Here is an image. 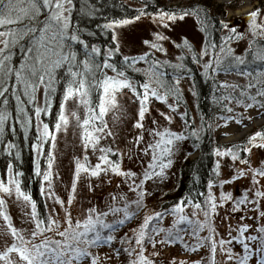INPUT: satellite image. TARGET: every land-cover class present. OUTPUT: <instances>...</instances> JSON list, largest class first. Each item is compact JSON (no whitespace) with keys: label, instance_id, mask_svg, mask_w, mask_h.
<instances>
[{"label":"snow or ice","instance_id":"1","mask_svg":"<svg viewBox=\"0 0 264 264\" xmlns=\"http://www.w3.org/2000/svg\"><path fill=\"white\" fill-rule=\"evenodd\" d=\"M75 5L73 0H0V100L3 104L0 106V136L5 132L6 122L11 116L8 110L9 99L11 94L16 100L17 119H22V127H27L31 124V116L26 107V103L34 105V115L36 119V143L32 144V148L39 154L44 149L45 143H51L52 148L55 147L57 133L61 130L66 131L70 118L75 119L77 126L81 129L80 138L82 141L85 154L83 160L76 158L75 171L71 183V192L67 195V204L70 206L74 199V193L77 187V180L82 172L90 173L91 176H99L101 173H107L109 170L118 175L126 177H135L134 172L124 171L121 169L119 161L110 159V154L113 152L111 147L99 146V142L104 135H112L108 129L106 122V114L118 107V96L124 90L131 91L139 99L138 119L135 126L143 129L142 121L145 113L148 111L147 103L149 97H155L157 100L167 102L168 97H175L177 100L181 98L179 89V80L176 79L171 85H166L162 79L163 73L159 70L161 64L168 63L167 61L157 60L152 50L166 52L159 41L164 37L160 33H155V41L145 39L143 43L149 45V51L136 56H123L124 66L118 68L115 63L110 62V57L119 52V42L113 48H108L103 53V60L98 62L96 57L101 54V49L96 45H89L84 41L78 29L72 23V12ZM148 4H144L137 9L138 15L131 19H112L103 25L105 29H112V39L117 40L116 27L131 23L132 20H138L141 16L150 15L153 20H159L160 23L168 26V22L177 19L183 20L185 16L195 15L202 26V30L207 31L209 17L202 13L199 8L181 9L177 11L159 10L149 14L146 12ZM260 15V9H255L247 14L249 18V30L252 34V39L249 40V47L245 50L246 54L250 53L252 59L248 60L246 55H235L233 48L229 47L227 42L232 39H240L242 33L237 32L235 27L229 30V35L222 37V44L219 50L216 51L214 43L209 44L206 40L204 48L199 55H205L208 49L211 48L213 59H209L204 63V75L207 77L210 73L223 71L225 73L235 71L238 75L249 77L250 79L244 85L228 84L222 82L223 87L237 89L240 88L238 96L229 95L220 97L219 100L227 99L235 100L236 105H242L245 109L253 107V105L264 110V44H257V37H264V21L258 22L257 17ZM221 27L229 29V24L220 21ZM256 45L253 47V45ZM82 46L84 51L80 52L78 47ZM177 47L192 49V45L187 38H184L182 44ZM17 49L20 52L18 63L14 62L13 57L16 55ZM183 55V54H182ZM192 59L197 60V53L192 51ZM152 57L149 60V57ZM82 57V58H81ZM145 61L146 68H135L137 72H143L145 80L141 82H133L124 71V67L134 68L137 61ZM259 62V64H257ZM215 65V66H213ZM175 68H184L183 63L173 65ZM111 69L113 75H108L104 69ZM251 68V70H250ZM63 84L62 95L59 102L58 111L55 113L54 122L50 127L49 123L41 120V114L48 115L52 109V98L57 93V85ZM155 85V87H153ZM43 87L44 91V106H35L36 93L39 88ZM164 88V92L159 89ZM256 88L255 94H252L250 89ZM142 90V91H141ZM27 97V102L22 99ZM95 97V98H94ZM259 97L260 99H257ZM70 99L75 100L78 105L83 106L84 115L81 119L78 111H69L66 108V102ZM216 100V97H213ZM170 109H175L178 105L168 104ZM228 113L233 112V109L227 104L224 105ZM181 117L187 122V113H180ZM259 115H264V111ZM166 119L171 121V116H166ZM224 124L228 121L236 119L232 115L219 117ZM251 120V117H248ZM237 123L242 120L236 119ZM155 124L156 122L153 121ZM210 127V125H209ZM219 127V125H217ZM107 130V131H106ZM197 129L193 128L190 135L197 136ZM151 133L158 139L153 143H149L145 152L152 149V159L149 162L148 169L143 173V179L140 185L145 180L152 176L163 174V169L172 164L171 155L174 150V142L184 139L182 132L172 131L165 127L162 130L153 128ZM142 139L141 136L134 138L136 143ZM253 146L264 148V130H257L252 133L243 143L242 151L250 153ZM15 147L9 141V148ZM241 147L231 146L223 151L219 148L215 149L219 156L230 155L233 160L239 158ZM91 148L93 152L99 150L101 153L98 157V162L92 165L88 161L87 150ZM235 149V150H234ZM7 151V149H6ZM17 152L16 156L19 157ZM54 155L51 150L47 152V169L42 173L43 181L48 182V187H51L52 182V165ZM247 162V158L245 161ZM264 163V162H262ZM103 165V167H102ZM159 168L157 173L155 169ZM218 170V169H217ZM8 178L7 181L0 178V193L8 194L9 196L15 193L18 199H22L26 204L30 205V218L34 223L33 230L28 238L22 234V230L16 228L11 220L10 215L6 212L4 205L5 199L0 196V216H3L7 223V230L12 237V243L9 244L3 251H0V261L3 264H98L99 256L93 252V249L101 245H110L115 239L113 233L124 225L126 221L135 215V212L129 210V203L135 204L137 209H146L143 204L144 191L139 193V198L135 201H130L124 204L123 209L119 207H109L107 211H98L94 206L86 209V214L83 219L73 218L70 208L65 209L63 227L61 221L55 219L51 213L46 216H41L37 211L36 201L32 198L30 192L25 191L21 187L20 172L13 174L12 163H8ZM35 171L37 175L41 174L39 161L36 163ZM239 176H244L243 169L237 170ZM252 179L257 182V176L264 177V168H253ZM233 176L232 179H236ZM135 187V180L132 181ZM209 192L206 196L203 205L197 201L193 204L192 200H188L189 204H193V216H196V210H201L205 219L192 220L183 214L184 208L187 206L184 203V198L180 202L173 205L171 214L177 216L178 219L173 221V224L167 229L158 226L156 223L163 219L164 215L168 214L169 210L163 212L156 211L151 214H145L142 222L138 225V230L134 229L136 245L140 247L139 252L134 249L124 248L123 251L128 252L130 258L128 264H156L144 254L145 243H151L153 247L157 242L172 244L176 241H182L181 231L178 228L181 222H186L192 226V235L199 236V232L204 229L205 224H208L209 235L200 237L199 242L195 247L202 246L203 241H211V252L214 255L217 243L223 246L230 241H216L211 233L214 231L210 223L211 214L217 211V200L211 192L212 181L209 182ZM221 183H224L223 181ZM44 191V184L41 183V192ZM255 196H264V192L256 191ZM232 199L231 193L221 192L219 203L223 204L225 200ZM57 200L61 205L64 200ZM115 200V197H113ZM247 200V190L244 195L238 197L234 201V208H239L240 204ZM123 211V216L107 222L105 217L109 213H120ZM243 219V217H241ZM250 226L241 224L238 229V235L232 237L243 246V254H235L231 248L224 249L229 255L226 259L232 260L236 258V264H248L250 257L256 254L257 264H264V236L249 235L243 236V233ZM107 230V233L105 232ZM258 231L264 234V226L258 227ZM165 232L166 235L162 241L155 239L156 234ZM46 233H54V235H46ZM127 234H125L126 237ZM59 237V238H56ZM125 237L121 240L127 243ZM259 240L260 244L257 248L252 249L247 241ZM187 247V245H185ZM195 250V249H192ZM16 254V259L11 257V254ZM157 253H153L156 255ZM119 255V250H117ZM170 264H176L175 258ZM179 264H185L180 261ZM200 264V262H194Z\"/></svg>","mask_w":264,"mask_h":264},{"label":"rangeland","instance_id":"2","mask_svg":"<svg viewBox=\"0 0 264 264\" xmlns=\"http://www.w3.org/2000/svg\"><path fill=\"white\" fill-rule=\"evenodd\" d=\"M191 1L192 0H181L182 3L179 1L168 2L166 3V10H176L177 5H179L180 8L185 6L186 9L189 10L199 8L203 13L204 10L202 6L189 3ZM126 2L136 10L145 4L140 0H126ZM217 4L228 7L224 22L229 24V29L223 28L220 31V42L219 45L216 46V51L219 50V47L223 42L222 37L229 35V30L232 27H235L237 32H240L243 35L240 39H232L227 42L228 46L233 48L235 55H246L247 59H252L250 53L246 54L245 52L249 47V40L252 39L247 14L255 9H260V15H258L257 20L258 22L264 21V0H217ZM222 8L224 7H214L211 10V13L213 12V15L219 17ZM157 11H159V9L146 12L152 14ZM110 30L112 33L113 30ZM115 31L117 40L114 41L112 39L110 46H103L100 48L102 56L108 48L115 47L117 42H119V52L115 53L113 56L120 55L123 57L142 54L145 51H149V45H145L143 41L145 39L155 41L156 38L154 34L160 33L164 39L159 41V43L163 45L166 52L152 50L154 56L157 57V60L163 61L166 59L173 63H179L181 61V56H183V58L186 57L192 59L191 53L192 51H195L197 53V64L199 65V70L202 72L204 70V63L210 58L213 60L215 59L212 55L213 50L211 48L208 49L207 54L202 56L199 55L204 48L208 37L206 31L202 30V26L197 17L192 14L185 16L183 20L177 19L168 22V26L160 23L158 19L153 20L150 15L141 16L140 19L132 20L131 23L127 25L117 26ZM184 38H187L192 45V50L177 47L178 44L183 43ZM257 39L264 40V37H257L256 40ZM253 47H255V44ZM112 57L109 59L111 60ZM102 60L103 59L98 62ZM136 68L145 67L136 66ZM104 71L108 75L114 74L111 69L105 68ZM139 74L140 75L137 74L135 76L142 78L143 82L145 80V75L143 72H139ZM226 80L228 81L224 82L228 84L235 83L244 85L248 82L249 77L232 74V77L229 76ZM153 87H155V85H153ZM233 90L235 89H231V91ZM159 91L161 93L164 92L162 88H160ZM235 92V94L239 93L238 91ZM61 95L62 92L59 93L58 103H55L52 98L53 103L50 114H41V120L45 123H49L50 127L54 122L55 113L58 111ZM180 95L181 98L179 100L181 101V104L172 96L168 97L167 102L157 100L155 97L150 96L147 103L148 111L145 113V117L142 121L143 129H141L135 126V122L138 119L139 99L131 91L124 89L118 96V107L109 111L105 117L108 129L111 130L112 135L105 134L103 139L100 140L99 146L111 147L113 152L110 154V159L113 161H119L122 170H130L131 172H134L136 176L126 177L124 175L113 173L110 170L106 174L101 173L99 176H91L90 173L82 172L77 180L74 199L69 206L67 204V195L71 192V183L75 171V160L76 158L83 160L85 154L80 138L81 129L77 126L76 120L70 118L67 130H61L57 133L54 148H52L51 143L49 142L44 144V149L39 154L35 151L36 158L34 159V163L39 161L41 169L40 175H42L43 171L47 169V152L51 150L55 157L52 165L53 178L51 187H48V182L43 181L42 176L39 177L41 183L44 184V191L41 192L40 185L38 196L40 195L41 197L47 215L51 213L55 219L61 221V226L63 227L64 211L67 208H70L74 219H83L86 214V209L93 206L98 211L102 212L107 211L109 207H119L123 209L125 203L137 200L134 197H136L141 191H144L143 199L146 202L148 210H155L157 205L162 200H165L163 199L165 194H172V189L176 186L178 181V171L183 165L184 160L188 157L194 158L197 156V151H192V147L188 143L187 138L175 141L174 150L170 157L172 164L163 169L162 175L158 174L150 177L146 183H144V181L139 188L135 187L132 183L133 180L137 179L139 183L141 178L143 179V173L148 169L149 162L152 159L153 150L148 149V151L145 152L144 149L147 148L149 143H153L158 139V137H155L154 134L151 133L153 128L162 130L167 127L172 131L182 132L184 137L191 131V129L198 128L196 104L186 80L185 83L181 84ZM37 97V106L43 107L44 91L42 88L39 89ZM168 104L178 105V107L170 109ZM226 104L233 109V112H231L233 113L232 116L236 117V119L242 120V122L237 123L236 119H234L228 121L227 124H224L223 121H219V127L216 128L214 137L217 145L216 149L219 148L222 151L231 146L239 147L240 141L247 139L264 123V115H259V113L264 110L257 106L253 105V107L245 109L242 105H236L235 100L227 102ZM66 108L69 111H78L81 119L83 118L84 108L83 106L78 105L75 100L70 99L67 101ZM235 108H238V110ZM182 112L187 113V122L185 121V118L181 117L180 113ZM239 113L251 117V122L238 118ZM166 116H171V121L167 120ZM153 121L156 123L154 124ZM137 136L142 137L139 143H136L134 140ZM100 154L99 150L93 152V150L89 148L87 150L88 161L92 165H95L98 162ZM239 158L233 160L230 155L219 156L215 151V166L211 177V181L212 183L214 182L215 185H213L214 183L212 184L211 192L217 200V211L211 214L210 223L214 228L216 240L222 238L226 239L233 233H236L241 224H247L250 226L244 232L245 237L249 235H259L257 229L258 225L264 226V196H255L256 191L264 192V177L257 176V182H254L252 179V169L262 168V166H264V163H262L264 162V148L253 146L251 152L247 153V162H242L245 160ZM35 168L36 167H34V171ZM238 169H243L245 175L239 176ZM40 175H37L35 171L36 178ZM233 176H236L237 178L230 179ZM5 177L7 181L8 172ZM19 178L21 180V176ZM222 181L224 183H221ZM246 190L247 200L240 204L239 208H234V201H236L238 197L244 195ZM208 192L209 187L203 196V202L208 195ZM221 192L231 193L232 199L225 200L223 204H220L219 199ZM0 196H3L5 199V205L7 208H4L10 215L13 225L16 228L21 229L22 234L28 238L34 227V223L29 215L31 211L30 205L26 204L22 199H18L14 192L10 196L5 193H0ZM57 197H59L60 200H64L65 203L61 205L57 200ZM113 197H115V200H113ZM203 202L201 201L200 203L203 205ZM136 207L135 204L129 203L130 211H133ZM193 210V205H188L184 208L183 214L192 220L200 219L203 221L205 219L201 210H196V216H193ZM241 217H243V219H241ZM105 219L107 222L112 221V218H110L109 215ZM133 224L136 225V223ZM130 228L133 227H128L126 236L132 234ZM120 234L121 233H118L116 236L119 237ZM46 235H54V233H46ZM247 242H249L252 249L257 248L260 244L259 240ZM11 243L12 237L7 230V223L4 221L3 216H0V251H3ZM225 246L233 248L234 250H240L239 246L235 243ZM171 248L166 247L163 249V252L168 254L171 251ZM108 253L111 257L113 256L111 250H109ZM11 257L16 259V254H11ZM225 259L224 251L221 250L220 264H224ZM257 259V255L253 254L250 257L248 264H257ZM116 262L117 261H114V263ZM0 264H3V261H0Z\"/></svg>","mask_w":264,"mask_h":264},{"label":"trees","instance_id":"3","mask_svg":"<svg viewBox=\"0 0 264 264\" xmlns=\"http://www.w3.org/2000/svg\"><path fill=\"white\" fill-rule=\"evenodd\" d=\"M142 3L148 4V8L146 11H155L157 9L166 10V3L171 1H179L181 0H140ZM75 5L72 12V23L78 29V32L81 38L86 41L89 45H96L99 48L103 46H110L112 43V33L110 29H105L103 25L112 19H124L131 18L133 16L138 15L137 10L128 5L126 0H73ZM182 3V2H181ZM191 4H196L197 6H202L203 13L206 14L210 19L208 21L207 27V42L209 44L214 43L216 46L219 45L220 37L219 33L223 29L221 27L220 21L225 19L227 14L228 7L223 6L221 4H217V0H192L189 2ZM190 4V5H191ZM221 9L220 16L217 17L211 13V10L214 8ZM177 9L174 11H179L181 9H186L185 6L182 8L177 5ZM257 44H264V40L257 39ZM256 46V45H255ZM78 50L83 52L84 49L82 46L77 45ZM192 50V49H191ZM82 58V57H81ZM152 57H149V60ZM157 59V57H155ZM20 59V52L17 49L16 55L13 57L14 62L18 63ZM251 60V59H248ZM163 61H167L168 63L161 64L159 66V70L163 73L162 79L166 82V85H171L174 80H179V89L181 88V84L186 82L189 85L190 92L194 97V101L196 104V112L198 115V128H197V136L190 135V132L187 133L186 138L190 146L192 147V151H197V156L194 158H186L183 162V165L178 171V181L176 186L172 189V194H165L163 199L155 208L153 212L164 210H169L167 215L171 214V209L174 204L180 202L182 198H184V203L188 204V200H192L193 203L200 201L203 199L207 188L209 187L208 182L211 179L213 168L215 166V148L217 147L215 142V130L217 125H219V117L228 116L233 113H227L225 111L224 105L227 102H230L227 99L219 100L220 97H227L229 95L238 96L235 94V91L240 92V89H235L231 91L230 88H224L222 82L228 81L226 80L229 76L232 77L231 72L225 73L223 71L210 73L209 76L204 75V70L201 72L199 70V65L197 64V60L188 59L186 57L183 58L181 56V61L179 63L184 64V68H175L173 65L178 63H173L172 61H168L164 59ZM259 64V62H257ZM143 66L147 67V63L145 61H140L138 64L134 66ZM251 70V68H250ZM126 71L132 76L137 77L135 75H140L139 72H134L133 68H127ZM185 79V80H182ZM250 79V78H249ZM43 89V87L41 86ZM63 84L57 85V93L53 97L55 103H58L59 93L62 92ZM40 89V88H39ZM36 93V101L35 106H37V95ZM165 90L164 88H162ZM184 91V90H183ZM252 94H255L256 88L250 89ZM213 97L217 99L214 100ZM178 103L181 104L180 100H177L173 97ZM9 105L8 110L11 112V116L6 122L5 132L3 136H0V173L3 172L5 174L8 163L11 162L12 166L19 172L22 173L21 178L23 181L27 182L26 190H31L34 192V189H38L39 180L36 179L35 176L31 175L33 171V150L32 144L36 142L37 132L35 126V115H34V105L26 103V107L29 110V115L31 116V124L27 127H22V119H17L16 113V100L15 98L9 94ZM27 102V97H22ZM257 99H260L257 97ZM232 101V100H231ZM3 102L0 100V106H2ZM238 110V108H235ZM225 111V112H224ZM210 125V127H209ZM256 130H264V125L257 128ZM255 130V131H256ZM247 139L239 142V147L246 142ZM9 141L15 145V147L9 148ZM9 148L8 151L6 149ZM19 152V157L16 156V153ZM241 160H245L247 153L241 151L239 153ZM250 156V154H249ZM264 168V166H262ZM32 184V185H31ZM166 216V215H164ZM173 216V215H172ZM165 221L170 223V226L173 224L174 220H160L157 221L158 225ZM142 222V220H138L135 224L127 226L124 228L123 232H121L120 236H115V239L112 241L108 248L111 249L113 253V258L107 253L106 248L101 245L100 247L93 249V252L99 256L98 264H128L130 257L128 252L123 251L124 248L134 249L135 252L140 251V247L136 245L135 239H133L134 232L133 230H138V225ZM257 226V225H255ZM261 225H258L260 227ZM128 227L132 231L130 236H126V231ZM178 228L183 229L181 231L182 241H176L175 243H160L157 242L155 246L151 243L144 244V254L148 256L150 259L154 260L156 264H170L175 258L176 264H179L180 261H184L185 264H194V262H200V264H220V251L223 247L227 249L225 245L233 244L230 241V237L222 238L224 241H230V243H225L221 246L217 243L216 251L213 260V254L211 252V241L205 240L202 243V246L196 248L195 245L199 242L200 237H206L209 235L208 232V224H205L203 230L199 232V236L192 235V226L188 225L186 222H181L177 225ZM213 239L216 240L214 231L211 233ZM264 236V234H262ZM125 237L127 243H123L121 238ZM157 241H162L164 238L156 237ZM221 239H217L216 241H220ZM180 244V249H176V245ZM187 245V247L185 246ZM166 246H170L171 251L168 254L163 252V249ZM221 247V248H220ZM195 249V250H192ZM232 252L235 254L242 255L243 250H234ZM117 250H119V255H117ZM187 250L189 253H194L191 257L182 258L178 256L180 251ZM153 253H157L153 255ZM225 257L229 255L226 251H224ZM114 261H117L114 263ZM164 261V262H162ZM224 264H236V258L234 257L232 260L225 259Z\"/></svg>","mask_w":264,"mask_h":264}]
</instances>
